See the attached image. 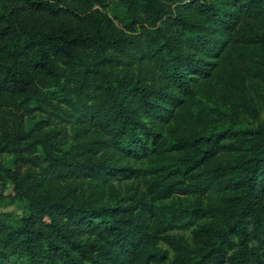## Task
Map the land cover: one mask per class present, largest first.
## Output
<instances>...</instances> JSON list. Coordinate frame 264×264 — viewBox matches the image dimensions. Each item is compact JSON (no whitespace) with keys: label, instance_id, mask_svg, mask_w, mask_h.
Wrapping results in <instances>:
<instances>
[{"label":"trees","instance_id":"16d2710c","mask_svg":"<svg viewBox=\"0 0 264 264\" xmlns=\"http://www.w3.org/2000/svg\"><path fill=\"white\" fill-rule=\"evenodd\" d=\"M263 113L264 0H0V264H264Z\"/></svg>","mask_w":264,"mask_h":264},{"label":"rangeland","instance_id":"374dc122","mask_svg":"<svg viewBox=\"0 0 264 264\" xmlns=\"http://www.w3.org/2000/svg\"><path fill=\"white\" fill-rule=\"evenodd\" d=\"M13 114H14V113H13ZM13 114H9V113H7L8 117H9L10 119H12ZM18 115H19V117H20V114H18ZM263 115H264V113H263ZM2 211L13 212V213H15L16 215H18V214L20 215V214H22V212H23V206H22L20 203H18V204L10 205V206H8V207H6V208H1V207H0V212H2Z\"/></svg>","mask_w":264,"mask_h":264}]
</instances>
